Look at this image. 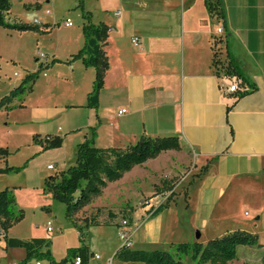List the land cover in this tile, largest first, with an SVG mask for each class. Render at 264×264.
<instances>
[{
	"label": "crops",
	"instance_id": "0c3cea01",
	"mask_svg": "<svg viewBox=\"0 0 264 264\" xmlns=\"http://www.w3.org/2000/svg\"><path fill=\"white\" fill-rule=\"evenodd\" d=\"M96 2L103 3L102 14L95 17V9L89 6L92 21L111 28L104 47L109 69L100 100L110 90L122 103L119 111L138 114L137 125L126 121L119 131L125 146L115 147L127 148L141 136H177L181 142V149L164 151L126 172L136 176L128 187L134 186L137 193L149 197L157 192L145 194L143 189L172 181L188 167L196 176L208 164L204 174L189 182L182 210L204 213L227 204V198L235 200L240 193H249L255 227L264 234V0H221L222 17L211 14L204 0H89L92 5ZM173 4L181 17L161 21L142 17L164 6L174 9ZM220 26L222 34L217 31ZM134 38H138L137 44ZM230 59L239 66L242 78L228 76L223 69ZM79 62L70 64L79 68L81 77L88 78L85 92L89 94L95 69ZM44 75L49 77L46 72ZM234 81L239 90L228 92L226 87ZM96 118L95 125L84 128L97 127L96 141L100 129H110L106 133L111 140V125L103 123L98 114ZM80 129L68 128L66 132L78 133ZM46 134L61 136L58 132ZM68 137H63V142ZM177 203L153 218L146 216L150 205L132 212L134 249L181 243L172 238L182 229L181 214L173 209ZM259 230L253 232L259 236ZM7 235L12 237L10 229ZM3 246L21 253L11 264L24 259L25 249L7 247L5 241Z\"/></svg>",
	"mask_w": 264,
	"mask_h": 264
},
{
	"label": "rangeland",
	"instance_id": "374dc122",
	"mask_svg": "<svg viewBox=\"0 0 264 264\" xmlns=\"http://www.w3.org/2000/svg\"><path fill=\"white\" fill-rule=\"evenodd\" d=\"M10 1V21L48 23L49 28L45 31L43 27H40L41 31H19L0 27V102L4 97L11 96L28 74L36 72L39 63L46 65L52 63L53 58L57 59L54 68L50 64L40 71L30 91L24 89L13 98L9 97L0 107V190H10L15 197L17 211L22 209L25 214L22 220L10 228V236L50 240V249L56 262L65 259L69 249L86 245L90 253L100 255L99 260L89 259L90 264H143L123 262L115 257L122 246L117 226L122 211L130 208L134 212L144 205L152 208L167 202L173 206L177 201L173 209L179 211L181 219H185L181 224V232L172 234V238L178 242L206 243L238 229L258 236L253 232L260 227H255L256 214L249 203L253 200L249 193H240L235 200L227 198V204L218 205L204 213L198 209L192 213L186 208L182 210L181 206L185 203L183 195L187 193L189 182L196 177L195 170L190 167L180 177L158 183L155 189H143L145 194L157 192L149 197L137 193L134 186L128 187V184H133L135 173L124 174L119 180L108 183L101 195L94 197L76 213L74 220L69 218L66 204L45 190L46 180L54 177L59 181L62 173L76 164L77 146L90 136L89 128L84 127L96 124V114L103 123L111 125V140H107L108 129H100V138L97 141L95 139V146L99 148L124 147L119 131L126 121H129L128 125H137L138 114L127 115L126 112L120 115L122 103L118 102L116 93L115 96L111 95L110 90L100 100L98 110L86 106L88 78L81 77L79 68L70 64L72 55L84 45L82 28L86 20L79 0ZM101 3L92 5L89 0H84L83 7L86 12H89V6L93 7L98 18L102 14ZM173 5L174 9L164 6L161 11L143 13L142 17H158L159 21L165 17H181L180 11ZM68 18L73 21V26L65 25ZM20 103L24 107H18ZM68 128L81 129L71 134L66 132ZM54 132H58L62 138L66 135L69 137L66 142L64 139L60 147L45 148L46 133ZM56 136L51 135L52 138ZM49 221L52 222V231L47 230ZM198 231L200 238H197ZM258 232L259 245L240 246L234 264H261L264 250L260 249L264 247L261 244L264 234L260 230ZM1 236L0 231L2 239ZM3 242L2 239L0 262L11 264L18 260L21 256L18 249H6ZM170 245L165 243L149 248L173 251ZM36 261L34 259L32 263ZM184 262L191 263L188 257ZM40 263L49 264L47 260H40Z\"/></svg>",
	"mask_w": 264,
	"mask_h": 264
},
{
	"label": "trees",
	"instance_id": "16d2710c",
	"mask_svg": "<svg viewBox=\"0 0 264 264\" xmlns=\"http://www.w3.org/2000/svg\"><path fill=\"white\" fill-rule=\"evenodd\" d=\"M79 1L83 17L86 20L82 28L84 45L76 54L72 55L73 59L71 62L80 59L86 67L95 69V79L88 94L86 106L97 109L101 90L105 83V76L109 69V59L104 47L109 38L111 28L104 23H94L91 12L84 10V0ZM204 2L211 14L222 17L221 0H204ZM11 8L12 3L10 0H0V27L19 31H41L40 27H43V31H45V29L49 28L48 23L27 24L9 21L8 14ZM56 62L57 59L53 58L52 63L48 65L40 64L39 69L34 73L28 74L22 84L11 93V96H6L1 100L0 107L9 97L13 98L19 92L24 91V89L30 91L32 84L39 77L40 71ZM224 68L228 76L237 75L238 78H242L239 66L233 59H230L228 66ZM18 107H24V104L20 103ZM89 130V138L77 146L76 164L64 171L59 181L52 177L46 180L45 185V190L52 192L56 199L66 204L67 216L73 220L76 213L88 205L94 197L102 194L108 183L119 180L134 166L142 165L148 160L156 158L164 151L181 149V142L177 136H141L135 144L127 148H99L95 146L97 127H90ZM62 142L63 138L60 136L52 138L47 135L45 148L60 147ZM208 167V164L202 167L200 173L196 176L199 177L204 174ZM15 204V197L10 190L7 188L0 190L1 237L7 247L23 248L26 252L24 259L18 264H29L34 259L37 261L47 260L49 264H70L77 256L82 258V264H89V259L93 253L89 252L86 245L69 249L67 257L61 262H56L50 249V240L45 238L20 239L9 237L7 235L9 229L22 220L25 215L22 209L17 211ZM168 206L167 202L158 205L156 208H150L147 219L155 217ZM132 212L130 208L122 211L121 218L117 224L118 228L121 227L120 221L122 218L128 219L131 226ZM184 221L185 219L182 218L181 222ZM94 225L99 224L95 223ZM2 239L0 238V241ZM257 245H259V240L256 234L238 229L221 237L210 239L206 243L194 241L172 244L173 251L161 249L141 250L121 246L115 257L123 262H139L143 264H188L184 262L186 257L189 258L190 264H234L233 261L238 257L240 246ZM261 264H264V256Z\"/></svg>",
	"mask_w": 264,
	"mask_h": 264
},
{
	"label": "built area",
	"instance_id": "2783aa9c",
	"mask_svg": "<svg viewBox=\"0 0 264 264\" xmlns=\"http://www.w3.org/2000/svg\"><path fill=\"white\" fill-rule=\"evenodd\" d=\"M116 15H119V12H117ZM65 25L66 26H73V21L68 18L65 21ZM217 31H218V34H222L224 32V28L222 26H220V27H218ZM133 43L137 44L138 38H134ZM223 69H224V67H223ZM226 90L228 92H231V93H236L239 90V85L236 81H234L226 87ZM125 112H126V109H122L121 111H119V114L122 115ZM49 168H52V165H49ZM120 222H121V227L118 230V235H119L120 240L122 241V246L132 248V246H133V231L130 227L129 220L126 218H122ZM47 230L48 231L53 230L51 221H49L47 223ZM90 259L99 260L100 255L94 253L91 255ZM13 264H18V263H13ZM29 264H34V263L30 262ZM35 264H41V263H40V261H36ZM70 264H82V258L80 256H77L70 262ZM89 264H90V262H89Z\"/></svg>",
	"mask_w": 264,
	"mask_h": 264
},
{
	"label": "water",
	"instance_id": "95a60500",
	"mask_svg": "<svg viewBox=\"0 0 264 264\" xmlns=\"http://www.w3.org/2000/svg\"><path fill=\"white\" fill-rule=\"evenodd\" d=\"M197 238H200V232L199 231L197 232Z\"/></svg>",
	"mask_w": 264,
	"mask_h": 264
}]
</instances>
